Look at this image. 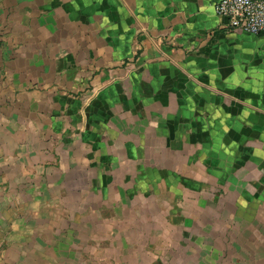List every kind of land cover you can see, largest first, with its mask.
<instances>
[{
    "label": "crops",
    "instance_id": "1",
    "mask_svg": "<svg viewBox=\"0 0 264 264\" xmlns=\"http://www.w3.org/2000/svg\"><path fill=\"white\" fill-rule=\"evenodd\" d=\"M217 1L0 0V264L97 202L110 264H264V35Z\"/></svg>",
    "mask_w": 264,
    "mask_h": 264
},
{
    "label": "rangeland",
    "instance_id": "2",
    "mask_svg": "<svg viewBox=\"0 0 264 264\" xmlns=\"http://www.w3.org/2000/svg\"><path fill=\"white\" fill-rule=\"evenodd\" d=\"M70 204V208L74 212L73 217L68 216V211L62 210L59 217L54 220L46 217L40 219L29 217L26 219L27 221L25 220L28 227H38L39 235L37 237L42 241V245L38 240L36 242L39 243L37 249L32 251L31 248L35 247L32 245L34 238L31 235L23 238V250L17 252L19 253L17 258L21 253L19 260L22 264H110L111 236H98V216L89 210V207H98V202L91 206L88 203L86 211L83 209V204ZM79 205L82 213L78 209H73ZM79 212L81 216L76 217ZM83 212H86V215ZM53 225L56 230L58 229L59 235L53 236L50 230L46 232V228ZM102 228V231L107 230L103 224ZM123 237L119 236V241H125ZM46 238L51 239L52 243L47 244ZM98 240H104L101 242L102 246L98 245ZM41 246L43 250L39 249ZM12 253L15 252L12 251Z\"/></svg>",
    "mask_w": 264,
    "mask_h": 264
},
{
    "label": "built area",
    "instance_id": "3",
    "mask_svg": "<svg viewBox=\"0 0 264 264\" xmlns=\"http://www.w3.org/2000/svg\"><path fill=\"white\" fill-rule=\"evenodd\" d=\"M215 11L230 28L264 35V0H218Z\"/></svg>",
    "mask_w": 264,
    "mask_h": 264
}]
</instances>
